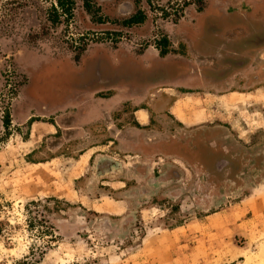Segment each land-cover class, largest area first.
<instances>
[{"label":"rangeland","instance_id":"rangeland-1","mask_svg":"<svg viewBox=\"0 0 264 264\" xmlns=\"http://www.w3.org/2000/svg\"><path fill=\"white\" fill-rule=\"evenodd\" d=\"M111 4L144 9L147 19L133 26L102 19L109 17ZM187 5L186 0L135 5L0 0V264H264V184L247 182L233 191L206 182L208 168L164 167L152 142L163 135L141 134L153 162L131 165L145 160L125 144L138 141L132 112L150 104L154 90L147 100L132 98L108 116L100 112L89 126L79 118L107 95L94 92L84 103L68 100L85 79L75 73L85 63L92 67L98 54L116 63L119 51L136 52L148 65L153 58H142L146 50L169 53L171 28L175 32L187 20ZM232 90L216 98L213 93L205 104L184 99L174 87L158 94L178 100L173 113L180 120L190 123L188 113L210 119L252 145L251 135L264 128L263 109L240 93L248 89ZM254 96L264 98V90L259 87ZM261 132L257 146L264 144ZM99 157L112 159L119 169L100 175L110 167L97 173Z\"/></svg>","mask_w":264,"mask_h":264},{"label":"flooded vegetation","instance_id":"flooded-vegetation-1","mask_svg":"<svg viewBox=\"0 0 264 264\" xmlns=\"http://www.w3.org/2000/svg\"><path fill=\"white\" fill-rule=\"evenodd\" d=\"M137 1L133 0L134 5ZM186 1L188 2L187 12H185L186 19H194L193 22L197 27V32H189L187 42L178 41L169 53L159 51V59L153 58L148 65L138 59L137 56L140 54L136 52L119 51L116 54V63L111 62L109 57L98 54L92 67L89 68L88 63L83 66L84 70L81 73L85 79L75 90L99 92L106 90L109 85H114L115 88L125 89L128 99L147 100L148 91L156 90L157 85L143 82L139 76L144 72L154 71L159 79L162 70L166 71V74L158 87L172 84L181 94L190 95L198 90L203 91V94L206 92L207 94L227 95V92L233 91L232 88H244L252 92L259 87L264 88V34L261 33L263 31L258 32V29L252 26H247L245 28L247 30L241 31L238 30L241 27L239 21L233 20L232 22V19H257V17H246L243 14L244 11L242 12L234 5L227 9H213L215 10L213 12L208 0ZM196 6L197 9H195ZM110 9L108 10L109 17L102 19H123V24L126 26H133L147 19L146 10L141 8L135 10V7L125 6L119 10L118 5L116 7L113 5ZM215 16L217 17L213 26L205 20L202 21V19H215ZM98 19L101 18L98 17ZM137 19L140 21L129 24ZM112 80L115 81L112 82ZM259 106L263 109L261 112L264 117V106ZM150 122L152 125L157 123L153 111H150ZM262 128L263 126L257 127L254 133L256 135H251L252 142H249L252 145H243L231 134L227 125L214 121L191 129L178 127V129L165 130L161 132L160 135H163L161 138L154 139L152 142L155 144L168 143L175 140L188 147L189 162L178 155L161 153L158 156L164 158L161 160L163 161L162 166L178 168L182 165L191 168H208L203 172L206 182L210 180L215 184L237 191L247 182L253 185L264 184V144L257 146L256 141L259 133L264 129ZM136 129L140 132L147 130L140 126ZM133 135L137 136L135 139L138 141L129 139L126 143L128 144L127 149L131 152L138 151L145 160H136L129 164L134 167H144L149 162H153V156H151L153 153L146 148V143L142 142L147 140L139 138L141 133L134 132ZM197 143L210 150L205 155L206 159L201 161L193 155L196 152L194 145ZM219 155L223 157L214 162V156ZM95 165L97 173H100L99 170L104 165L110 167L101 171L100 175H106L119 169L118 164L110 158L101 157L100 159L99 157ZM210 168L214 170L210 171ZM219 175L224 178L221 182L215 179Z\"/></svg>","mask_w":264,"mask_h":264},{"label":"crops","instance_id":"crops-1","mask_svg":"<svg viewBox=\"0 0 264 264\" xmlns=\"http://www.w3.org/2000/svg\"><path fill=\"white\" fill-rule=\"evenodd\" d=\"M207 1V0H206ZM209 2V6L210 9H224V8H229L230 6H236L238 9L242 10L243 14L246 17H257V19H237L240 24V28L238 30L243 31L245 28H247V26H252L255 27L256 29H258L262 34H264V0H208ZM209 9V8H208ZM194 19H187L186 21H182L179 24H177V31L174 32L175 27L171 28L172 33L170 34V39H171V48L175 47L178 43V41H185L187 42L189 40V32H197V27L195 25V23L193 22ZM205 20L206 23H208L209 25L214 24V22L216 21V19H202V21ZM233 22V21H232ZM186 29V30H185ZM247 30V29H245ZM179 33V36H175L174 34ZM245 49V48H243ZM142 58L145 59V61H148V58H154V59H159L158 57V53L154 52L153 49H148L144 52V54L142 55ZM144 61V62H145ZM146 65V64H145ZM157 85V89L154 90L155 94L151 95V105L150 104H146L141 106L140 108L134 110L132 112V121L135 122L138 126L140 127H145L147 128L146 131L142 130V132L140 131H134V132H138L139 134L141 133L143 136L146 137V135H160L161 133L159 132V129H178V127L181 128H185V129H191V128H195L198 126H203L208 122H211L210 119H195V117H192L190 115V113H188L187 115V120L191 121L190 123H186L185 121L180 120L174 113H173V106L177 103L178 100H174L173 97H171L172 95H166L167 93H161L158 94V92H164V91H159L161 89H166V88H171L174 87L175 85H167L165 87H158L159 85ZM175 88V87H174ZM262 90L263 87H261ZM256 91H259V89H257ZM256 91H247V92H240V93H244L246 97V99H250L251 104L253 105V107L257 106L259 108V105H263L264 106V98L262 97L261 99H259V97H255V93ZM101 92V91H99ZM103 93H105L107 96V98H98L97 101H95L97 103V105H95V107L91 108H87L88 110H86L87 112L85 113V115H81L82 117L79 118L80 122L82 123V126H89L90 124H93L94 122H97L96 116H98L101 113L104 114V117L107 116L116 111V109L118 108L119 105L124 104L125 102L130 101L131 99H128V97L126 96V91L123 88H115L114 85H109L106 90L102 91ZM115 92H120V96L117 97V95L115 94ZM121 92H123V94L126 96L127 99L124 100V95L121 94ZM236 92V91H235ZM232 92V93H235ZM94 92H83V91H77L74 90L73 92H71V94L69 95L70 98L76 99L77 101H80L81 103H84L83 98H86L89 102H90V96L93 94ZM98 93V92H95ZM203 95H201V94ZM179 94V93H178ZM206 94V95H205ZM205 94H203V91H198L195 90L193 94L187 95V94H181V95H186L184 96V99H190V100H198L200 103L205 104V101L208 100L210 97H212V94H207L205 92ZM230 94V93H229ZM227 94V95H229ZM215 97H221L220 95L214 94ZM222 95V94H221ZM254 96V97H248V96ZM93 96V95H92ZM199 97H201L199 99ZM95 98V97H93ZM208 98V99H207ZM71 101V100H70ZM72 104H76L71 102ZM92 103V102H91ZM162 104V106H161ZM105 105V109L104 107H100L99 106H103ZM73 106V105H70ZM98 107V108H97ZM105 110V111H103ZM79 111H81V107L79 106ZM103 111V112H102ZM150 111L154 112V119H156L157 123L156 124H151L152 122H150ZM161 114H170L171 116H175V119L173 120H167L166 117L161 116ZM197 114V113H196ZM241 115V113H239ZM161 118H160V117ZM236 115H234V119ZM232 118V117H231ZM152 120V119H151ZM217 120V119H215ZM220 122V121H219ZM240 126L243 125V122L240 121ZM220 124V123H218ZM164 125L167 126V128L164 127ZM246 125H248L246 123ZM259 126V125H258ZM164 134V133H163ZM122 139L124 140L126 134L122 133L120 134ZM144 137V138H145ZM145 140H147L145 138ZM127 142V141H126ZM162 143V142H160ZM126 144V143H125ZM158 144V143H156Z\"/></svg>","mask_w":264,"mask_h":264},{"label":"water","instance_id":"water-1","mask_svg":"<svg viewBox=\"0 0 264 264\" xmlns=\"http://www.w3.org/2000/svg\"><path fill=\"white\" fill-rule=\"evenodd\" d=\"M82 70H84V69L77 71V73H75V74H77L78 77H79V75H80V77H84V75H82V73H81ZM161 72L162 73L160 74L159 79H158V75H156V73L154 71L144 72L139 76V78H141L143 82H148L151 84L160 85V81L162 80V78H164V76L166 74V71H164V70H162ZM105 80H108V79H105ZM116 80H118V78H116ZM113 81H115V80H112V82ZM199 144L200 143H197L196 145H194V147L196 148V152L193 153V155L196 157V159L201 161V160L205 159L204 156L208 152H210V150L208 148H206L205 146H202ZM156 149L158 150V152L165 153L166 155H178V156L188 160V162H189V159L187 158V152H189L187 145L182 144L178 141L173 140V141L168 142V143H166V142L158 143Z\"/></svg>","mask_w":264,"mask_h":264},{"label":"trees","instance_id":"trees-1","mask_svg":"<svg viewBox=\"0 0 264 264\" xmlns=\"http://www.w3.org/2000/svg\"><path fill=\"white\" fill-rule=\"evenodd\" d=\"M138 21H140V19H137V21H134V22H129V24H131V23H136V22H138ZM7 121V120H6ZM7 123V122H6ZM34 264H37V261L36 262H34Z\"/></svg>","mask_w":264,"mask_h":264}]
</instances>
